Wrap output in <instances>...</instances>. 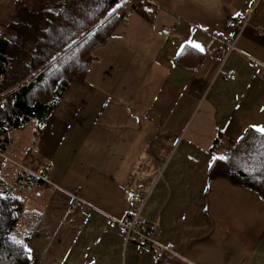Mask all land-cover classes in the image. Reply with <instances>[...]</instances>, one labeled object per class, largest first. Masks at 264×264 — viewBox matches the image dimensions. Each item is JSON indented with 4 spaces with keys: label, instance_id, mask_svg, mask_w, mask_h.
<instances>
[{
    "label": "crops",
    "instance_id": "0c3cea01",
    "mask_svg": "<svg viewBox=\"0 0 264 264\" xmlns=\"http://www.w3.org/2000/svg\"><path fill=\"white\" fill-rule=\"evenodd\" d=\"M121 12L37 143L33 126L8 133L9 161L36 153L37 164L26 158L21 167L33 175L51 165L42 174L48 183L36 182L30 195L43 198L42 207L26 208L21 221L33 229L26 246L34 264H264V200L207 177L215 139L228 144L264 126V0H129ZM228 21L245 26L237 34ZM161 27L172 30L159 36ZM2 157V177L13 183L23 170L11 164L8 176ZM128 190L140 199L128 202ZM138 206L156 239L174 243L168 262L108 224L107 216L122 219Z\"/></svg>",
    "mask_w": 264,
    "mask_h": 264
},
{
    "label": "trees",
    "instance_id": "16d2710c",
    "mask_svg": "<svg viewBox=\"0 0 264 264\" xmlns=\"http://www.w3.org/2000/svg\"><path fill=\"white\" fill-rule=\"evenodd\" d=\"M128 2L14 0L13 18L0 29V153L8 176L14 168L4 155L8 128L18 133L33 126L32 142L37 143L59 98L72 81L85 79L94 49L110 38ZM131 7L146 16L140 3ZM184 54L182 50L177 56V65L183 66ZM210 150L225 159L213 160L209 179L227 178L264 200V135L248 129L228 144L219 136ZM21 170L13 183L2 177L4 169L0 172V264H34L29 252L12 239L25 246L30 239L33 229L21 228L26 205L20 193L40 182Z\"/></svg>",
    "mask_w": 264,
    "mask_h": 264
},
{
    "label": "built area",
    "instance_id": "2783aa9c",
    "mask_svg": "<svg viewBox=\"0 0 264 264\" xmlns=\"http://www.w3.org/2000/svg\"><path fill=\"white\" fill-rule=\"evenodd\" d=\"M141 1L149 2V0H141ZM227 25L236 27L237 34H239L243 29V27L245 26V22L236 24L233 21H228ZM171 30L172 27H161L156 31V33L159 36H167L171 32ZM216 38L221 42H225V39L223 37H216ZM232 50H234L233 42L228 44L227 53H229ZM217 54L219 57L223 59L226 56V54L221 50H218ZM227 75L229 78H233L235 76V73L233 71H229ZM12 132L13 129L8 128V133H12ZM0 155L3 156V154L1 153ZM189 159L193 160L194 157L189 156ZM49 169H51V165L49 163L46 162L42 163L41 172L35 175L37 179L40 180V182H37L36 184L38 188H43L48 183V181L43 177L42 174ZM73 196L77 198V193H74ZM126 198L128 202H134L140 199V194L136 191L128 190L126 191ZM107 222L110 226L119 228L123 231L125 241H128L131 238L135 239L141 250H149L152 248L157 249L155 260L159 263H166L168 262L169 257L171 255H176V252L174 251L173 242L160 243L156 239L155 223L149 219H146L140 214V206L136 208L135 213L130 214L122 219H117L111 216H107Z\"/></svg>",
    "mask_w": 264,
    "mask_h": 264
},
{
    "label": "rangeland",
    "instance_id": "374dc122",
    "mask_svg": "<svg viewBox=\"0 0 264 264\" xmlns=\"http://www.w3.org/2000/svg\"><path fill=\"white\" fill-rule=\"evenodd\" d=\"M13 2L14 0H0V29L9 21L13 18ZM21 132H18L20 135ZM28 146V145H27ZM19 154H22L24 152L21 151V148H19ZM39 156L36 153H30L25 156L19 157L18 161L15 160H10L13 162L15 165H17L19 168L24 166H27V161L26 158H29V162H31L30 166H33L37 164V160ZM37 187V186H36ZM41 189V188H40ZM36 188L32 189H24L22 191L23 194H28V196L32 195ZM26 208H30L31 210H38L42 207L43 205V198H39L36 195L30 196V197H22Z\"/></svg>",
    "mask_w": 264,
    "mask_h": 264
},
{
    "label": "snow or ice",
    "instance_id": "6c2138e0",
    "mask_svg": "<svg viewBox=\"0 0 264 264\" xmlns=\"http://www.w3.org/2000/svg\"><path fill=\"white\" fill-rule=\"evenodd\" d=\"M120 5H117V7H119ZM237 16H239L240 14L239 13H237L236 14ZM192 47L193 48H196L198 51H203V48L200 46V45H198V44H192ZM182 48H183V46H181V50H182ZM180 53L178 52L177 53V55H179ZM253 129H254V131H256L257 133H259V134H261V135H264V126H259V125H252L251 126ZM225 159V157L224 156H213L212 157V160H224ZM13 239V242L14 243H17V244H19V245H21L23 248H24V251L25 252H30L31 250L27 247V246H25V245H23V242L22 241H19V240H16L14 237L12 238Z\"/></svg>",
    "mask_w": 264,
    "mask_h": 264
}]
</instances>
